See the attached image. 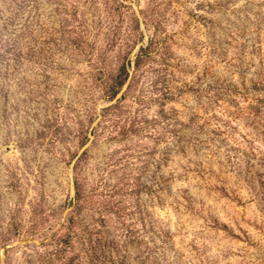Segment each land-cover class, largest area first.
Listing matches in <instances>:
<instances>
[{
	"label": "rangeland",
	"instance_id": "1",
	"mask_svg": "<svg viewBox=\"0 0 264 264\" xmlns=\"http://www.w3.org/2000/svg\"><path fill=\"white\" fill-rule=\"evenodd\" d=\"M0 264H264V0H0Z\"/></svg>",
	"mask_w": 264,
	"mask_h": 264
}]
</instances>
